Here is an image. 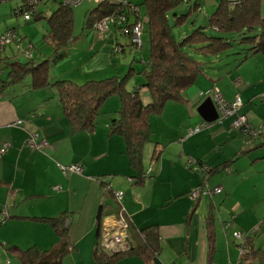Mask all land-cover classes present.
I'll use <instances>...</instances> for the list:
<instances>
[{
    "label": "crops",
    "instance_id": "1",
    "mask_svg": "<svg viewBox=\"0 0 264 264\" xmlns=\"http://www.w3.org/2000/svg\"><path fill=\"white\" fill-rule=\"evenodd\" d=\"M219 1L193 0L198 14L205 19ZM261 14L264 19V0ZM79 16L76 14L75 18L80 22ZM9 29L0 28V34ZM73 36L64 48L66 55L49 67L50 83L69 80L81 85L107 78L112 74L110 67L116 71V58L121 59L122 66H135L132 58L136 52L132 47L125 46L123 53H114L115 44L121 39L112 29L104 38H98L92 29L78 30ZM80 43L76 47H82L84 54L77 53L78 58L68 62L72 48ZM13 45H8L7 51L5 47L0 56L1 78L9 68L6 61H13L17 55ZM65 63L69 65L67 71L59 70ZM73 69L78 71L74 77ZM213 78L209 74L200 77L187 91L186 103L167 102L161 114L150 118L151 139L143 149L149 161L143 171L154 164L153 172L138 183L130 182L135 172L128 163L123 138L109 132V121L119 105L116 98H110L108 104L115 111L104 113V119L99 117L93 132L71 133L53 90H31V77L0 86V264H20L11 245H35L40 249L53 246L58 240L55 231L35 217L62 214L67 215L71 249L61 264H96L92 257L95 215L101 204L112 206L111 209L122 206L123 216L133 230L158 225L161 248L157 255L148 261L126 256L116 264H234L238 248L233 232L248 230L252 231L253 249L249 263L264 264V146L256 147L260 137L242 138L231 127L232 117L208 125L196 108L201 93L216 88L227 100L240 93L244 104L240 112L262 133L264 121L260 120L264 114L255 108L243 111L247 103L254 102L250 90L239 92L233 79L219 87ZM143 101L149 99L143 97ZM196 127H201L199 132L188 134ZM30 132L45 144L42 150L27 146ZM4 144L8 147L1 154ZM155 149L158 156L154 159L159 163L151 162ZM195 160L208 167L224 165L206 180L210 188H221V193L195 201L188 198V192L201 183L200 176L189 166V162L195 166ZM69 165H80L82 174L64 175L60 167ZM106 176L110 177L105 179ZM108 188L122 194V205L112 194L107 197ZM3 208L8 214L5 219L1 215ZM209 209L213 212L215 232V251L210 261L204 224Z\"/></svg>",
    "mask_w": 264,
    "mask_h": 264
},
{
    "label": "trees",
    "instance_id": "2",
    "mask_svg": "<svg viewBox=\"0 0 264 264\" xmlns=\"http://www.w3.org/2000/svg\"><path fill=\"white\" fill-rule=\"evenodd\" d=\"M261 1L220 0L215 11L206 18V23L198 26L195 19L199 12H197V4L193 0H142L140 5L133 0H126V4L120 0H101L94 9L87 11L89 13L86 12L89 15L85 28L88 27V29L93 30L95 26L93 24L111 17L113 26L119 29V38L121 39L115 44V47H121V50L125 46L135 49L131 43L133 26L137 24L141 26V44L138 52L142 49L143 34L147 37V56L138 58L133 55L132 63L134 62L135 66L128 67V72L125 75L91 80L81 85L69 80L50 83L48 79L49 61L37 62L34 60L29 52L31 46H27L22 52L17 53L20 50L19 44L16 45L11 42L10 44H14L13 47L17 55L13 61H6L9 68L6 75L3 76L4 78L0 77V86L3 88L4 85L22 82L26 75H30L32 78L31 90L42 88L53 90L57 95L58 105L69 124L71 133L93 132L98 124L101 107L105 101L115 97L119 105L114 117L109 121V132L123 138L128 163L135 172L134 179L130 182L138 183L151 177L153 172L154 164H151L150 172L142 177L143 149L151 139L150 118L161 114L167 102L186 103V93L189 88L200 77L207 74L204 71L203 63L189 56L188 49L204 56H218L227 52L232 46L224 36L235 33L247 35L240 39V44L247 45L248 48L239 60V64L253 55L264 54V19L261 14ZM55 4V9L45 17L46 31L41 36V40L44 39L55 52V55L50 59L53 64L66 55L64 48L74 39L75 21L73 7L64 6L59 2H55ZM183 5H185V11L178 14L177 10ZM129 6L136 8V11L129 9ZM140 7L143 8L142 13ZM14 9L12 13L18 17L19 15L14 13ZM36 11L35 16L41 13L38 12V8ZM187 22L191 25L190 31L185 33L183 37L176 39L173 30ZM211 32L217 33V35H211ZM14 39L21 41L18 36ZM10 44L0 48V56L4 48ZM135 80L137 81L135 82ZM211 89L213 88L209 90ZM209 90L201 93L200 103L206 98L205 93ZM144 94L146 95L143 96ZM143 97H147L149 101L144 103ZM234 118L232 116V121ZM236 132L243 135L239 131ZM258 137L261 138L256 147L264 146V133ZM247 138L250 139L249 136ZM152 156L153 159L158 156L156 149ZM189 166L201 179V183L195 189L207 185L206 180L224 167L223 164L220 167H208L200 160H195V166L191 163ZM107 190L109 194L107 197L110 194L114 196L110 188ZM191 191L187 194L190 200ZM119 203L121 204V201ZM111 208L101 204L95 215V242L92 252L94 262L96 264H116L118 260L126 256H137L148 261L157 255L161 248L157 224L133 230L127 220V235L132 242V247L117 252H109L101 247L103 219L108 215H114V217L124 215L122 206L121 208L117 206L114 209ZM66 217L65 214L56 217H35L52 227L58 236V240L48 249H40L35 245L27 248L11 245L9 248L16 254L19 263L61 264L62 259L70 253L71 249L68 224L65 223L67 222ZM213 217L211 209L204 215L209 261L215 251ZM242 232L249 234L245 239L244 253L240 257V262L250 264L251 252L253 251L250 241L252 231Z\"/></svg>",
    "mask_w": 264,
    "mask_h": 264
},
{
    "label": "rangeland",
    "instance_id": "3",
    "mask_svg": "<svg viewBox=\"0 0 264 264\" xmlns=\"http://www.w3.org/2000/svg\"><path fill=\"white\" fill-rule=\"evenodd\" d=\"M133 1H137L138 5H140V3L142 2V0H133ZM98 3H90V2L82 3L81 2L80 4L76 6H69V7H73L72 11L74 13V20H75L74 28H73L74 35H76L78 30H83L86 27L85 23L89 15V14H86V12L90 11L91 9H94L96 7V4ZM21 4H22V0H0V28L1 29H5L6 27L7 29L10 28L9 30L6 31L5 36H9L10 41L12 43H15L16 45L19 44L20 50H18L17 53L22 52L27 46H31V49H29L31 57H33L34 60H38L37 62H39V60L40 61L48 60L49 67H51L52 66L51 64H53V61L50 59L52 58L53 55H55V52L49 45H47L44 39L41 40V36L44 35L46 31L45 17L49 15L50 11H53L55 9L56 4L54 2L48 3L49 6L45 8L44 2L42 1L40 7H38V10H40L41 13L39 15L37 14L36 16L34 15L29 22L23 21L21 16L16 17L12 13V10ZM184 6L185 5L181 6L177 10L178 14H181L185 11ZM140 8H141V13H142L143 8L142 7ZM129 9L136 11V8L134 7L129 6ZM76 14L80 15L79 16L80 22L78 21V18L76 20L75 18ZM103 21H105L106 26L104 25V23H102ZM195 22L199 26L200 24H205L206 19L202 15H198V17L195 19ZM99 23H102L100 25L101 28H103L101 32H96L93 28L98 38H104L105 36L107 37L109 30L111 29L114 30L115 33L117 32L119 34V29L116 26H113V20L111 19V17L110 19L104 18L100 22L95 23L93 25H97ZM110 24L112 28L110 27ZM190 26H191L190 23L187 22L185 25L175 28L173 30V34L176 37V39H179V37L181 38L183 37V35H185V33H188L190 31L189 29H191ZM85 29H88V27ZM211 33H212L211 35H215V36L217 35V33H213V32ZM16 36H18L21 39L20 42L14 39ZM244 36H247V35H239L235 33L225 35L224 37L228 40V43H230L232 46L229 48L227 52L222 53L218 56L200 55V54L194 53L192 49H188V54L189 56L203 63V65L205 66L204 71L207 74L212 75V77H214L213 80L217 84H219V87H221L222 84H225L226 82L230 84L229 80L233 79L231 82L238 89L239 92L241 90H250V93H254V99H253L254 102L247 103L244 106L243 111L247 109L255 108L256 110H260L264 114V56H262L263 54L257 55L256 57H251L239 64L240 62L239 60L243 57L244 53L246 52L248 48L247 45L240 44V39L243 38ZM11 42H9V44ZM7 44L8 43H6V45ZM81 45L82 43L76 44L74 47L81 46ZM147 46H148L147 37L145 34H143L142 49L140 52H138L140 47L138 46L139 48L137 49L135 46L134 50L136 53L133 52V55L138 58L146 57L147 50H148ZM115 48H114L115 53H118V54L123 53V49L121 50V47L116 48V49ZM7 50L8 48H6V51ZM77 53H82L83 55L84 49L82 47L72 48L71 50L72 59H69L68 62H71L73 59H77L78 56L75 57ZM39 54H41V56H39ZM115 64L117 68H119V71L117 68L115 71V68L113 66L110 67L109 70L112 74L109 75L108 77L106 76L107 78L111 76H115V75L123 76L128 72L127 70L128 66H122L121 64L123 63L121 62L120 58L115 59ZM66 68H69L68 63H65L64 65H62L61 68H59V70L67 71ZM50 70L52 71V73L54 72V68H51ZM74 74L75 75L78 74V71L76 69H73L72 74H71L72 77H74ZM26 77L27 79H29L30 75H27ZM27 79L25 78L24 80H27ZM240 82H242L243 84L240 85L239 84ZM218 92L219 93H216V94H218L219 97H221L226 102V104L231 105L232 102L235 103L236 99H241L239 95L240 93L239 94L237 93L236 95H234L231 100H227L222 96L219 90ZM219 97L217 99H219V101L221 102ZM109 102H110L109 100L105 101V103L101 107L100 115H99L101 119L106 118L107 114H104V113H107V112L109 113V111L113 112L117 110V108H115V110H111L110 105H108ZM243 105L244 104L241 102L240 110L242 109ZM251 115L253 114L249 113V116ZM244 117H245L246 123L250 126L251 136L243 135L242 138L249 136L250 139H253L259 136L262 133L260 129L252 127V125H250V123L248 122V119L245 114H244ZM229 118L230 116H227L226 118L221 117V121L223 122L224 120H227ZM262 120L264 121V116L262 117L260 121ZM216 121H219V118ZM231 127L235 130L234 126H232V122H231ZM148 161L149 159L147 158L146 160V156L145 154H143V166H145V163H147ZM151 162L159 163V160L158 161L152 160ZM109 177L110 176H106L105 179Z\"/></svg>",
    "mask_w": 264,
    "mask_h": 264
},
{
    "label": "built area",
    "instance_id": "4",
    "mask_svg": "<svg viewBox=\"0 0 264 264\" xmlns=\"http://www.w3.org/2000/svg\"><path fill=\"white\" fill-rule=\"evenodd\" d=\"M42 1L44 2V5L52 2H59L60 4L64 6H76L80 4L81 2H90V3H98L101 0H22V4L15 7L14 13H17L19 16L22 17L24 21H29L33 17V15L37 12V8L40 7ZM122 3L126 4V0H120ZM123 20V18H121ZM105 25V21H103ZM99 23L94 26V30L96 32H101L103 28H101V24ZM106 26V25H105ZM100 30V31H99ZM140 30L141 26L139 24L133 26L132 28V39L131 43L136 46L138 49L140 47ZM99 34V33H98ZM10 37L5 36V33L0 36V48H2L6 43L9 44ZM139 46V47H138ZM218 90L216 88H213L209 90L207 93H205V97H209L213 104L215 105L217 112H218V118L219 121H216L217 123H221V117L226 118L227 116L230 117H235L234 120L232 121V126H234L236 131L241 132L243 135H249L251 136V129L250 126L246 123L244 114L240 113V106H241V99H236L235 103L232 102L230 104H226V102L219 97ZM220 98L221 102L224 103L222 104L219 99ZM230 105V106H229ZM225 111H224V110ZM224 111V112H223ZM19 124V123H18ZM203 127V126H201ZM201 127H196L188 132V134H195L199 132ZM27 146L30 149L40 151L43 149L45 144L43 142H38L37 141V135L36 134H30L27 138L26 142ZM8 145L4 144L3 148L1 149V154L5 152L7 149ZM191 162H189L190 164ZM61 172L64 175L67 174H82V167L80 165H69V166H61L60 167ZM150 172V167L146 172H143L142 177L146 176ZM57 190L58 188H54ZM221 193V188L216 187V188H209L207 185L204 187H199L190 193V198L191 200H196L200 196H208L211 197L212 195L219 194ZM114 197L118 202L121 201L122 194L115 192ZM2 217L4 218L7 216L6 208L2 209L1 212ZM127 228H128V222L126 217L124 216H119V217H106L103 219L102 223V229H101V241L100 245L105 249L106 251L109 252H117V251H125L130 249L129 244L125 241V238L128 237L127 235ZM249 233H245L242 231H234L233 232V237L237 239V248H238V258L234 264H242L240 262V257L244 253V247H245V239L248 236Z\"/></svg>",
    "mask_w": 264,
    "mask_h": 264
},
{
    "label": "water",
    "instance_id": "5",
    "mask_svg": "<svg viewBox=\"0 0 264 264\" xmlns=\"http://www.w3.org/2000/svg\"><path fill=\"white\" fill-rule=\"evenodd\" d=\"M196 111L200 118L208 125L216 122L218 119V113L215 109V106L212 100L207 97L205 98L196 108ZM125 241L129 244L130 248L132 247V242L129 237L125 238Z\"/></svg>",
    "mask_w": 264,
    "mask_h": 264
}]
</instances>
